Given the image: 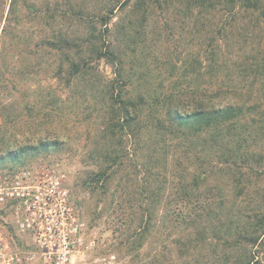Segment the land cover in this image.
<instances>
[{
    "label": "rangeland",
    "instance_id": "rangeland-1",
    "mask_svg": "<svg viewBox=\"0 0 264 264\" xmlns=\"http://www.w3.org/2000/svg\"><path fill=\"white\" fill-rule=\"evenodd\" d=\"M10 1L0 7V173L64 176L88 259L245 264L264 229V0H29L33 10L9 14ZM204 88L232 89L244 113L216 132L215 154L204 137L202 178L184 193L155 152L152 111ZM15 147L29 150L10 162Z\"/></svg>",
    "mask_w": 264,
    "mask_h": 264
},
{
    "label": "built area",
    "instance_id": "built-area-1",
    "mask_svg": "<svg viewBox=\"0 0 264 264\" xmlns=\"http://www.w3.org/2000/svg\"><path fill=\"white\" fill-rule=\"evenodd\" d=\"M3 215L12 231L0 228V264H118L114 254L87 258L85 224L64 176L52 168L1 172Z\"/></svg>",
    "mask_w": 264,
    "mask_h": 264
},
{
    "label": "trees",
    "instance_id": "trees-1",
    "mask_svg": "<svg viewBox=\"0 0 264 264\" xmlns=\"http://www.w3.org/2000/svg\"><path fill=\"white\" fill-rule=\"evenodd\" d=\"M187 1V0H186ZM205 0H199L203 6ZM8 0H0V7L7 6ZM8 12L11 14L18 6L25 9L33 10L29 0H11L8 4ZM35 8V6L33 5ZM16 11V10H15ZM14 11V12H15ZM37 13V10L35 11ZM7 20V19H6ZM66 47L69 45L65 40L62 42ZM56 43V47H59ZM112 53L100 52V57H111ZM72 68L76 67L73 62ZM233 90L223 88L212 89L204 88L199 93L184 92L170 94L163 100H157L152 111L153 118L156 120V132L154 139H151L155 152L162 158L169 160L173 169L172 184L173 188L182 190L187 193L188 186L196 187L199 183V178H202L198 169L204 163L202 151L199 149L204 137H207V145L212 153H216V147L224 141L216 132L220 127L231 123L236 116L243 114L241 106L234 105L231 101ZM135 105L131 102H122L120 106L121 117L119 121L124 124L125 129L129 131V126L136 121L137 117L133 116ZM251 107V106H250ZM249 107V108H250ZM138 112V110H137ZM140 123V122H139ZM129 136L134 137L133 134ZM227 145V143H224ZM50 145V144H49ZM47 145V146H49ZM23 148H9L6 153L8 161L18 160L24 151L29 150ZM222 159H226L221 163L227 165L229 160L221 154ZM185 164L194 165L195 169L192 172H186V169L181 170L183 174L176 172ZM10 170H14L10 167ZM186 179V180H185ZM264 219V218H263ZM193 224V223H192ZM186 241L199 243L198 234H188ZM254 252L250 254V259L245 264H264V229L260 237L253 240ZM233 264V263H232ZM234 264H238L236 261ZM244 264V263H240Z\"/></svg>",
    "mask_w": 264,
    "mask_h": 264
}]
</instances>
